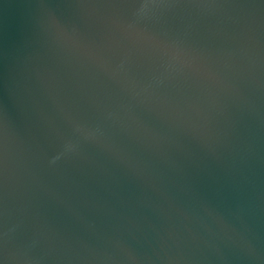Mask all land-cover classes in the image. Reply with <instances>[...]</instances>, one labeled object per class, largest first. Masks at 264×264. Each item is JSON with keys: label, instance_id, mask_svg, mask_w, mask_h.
<instances>
[{"label": "water", "instance_id": "95a60500", "mask_svg": "<svg viewBox=\"0 0 264 264\" xmlns=\"http://www.w3.org/2000/svg\"><path fill=\"white\" fill-rule=\"evenodd\" d=\"M0 264H264V0H0Z\"/></svg>", "mask_w": 264, "mask_h": 264}]
</instances>
